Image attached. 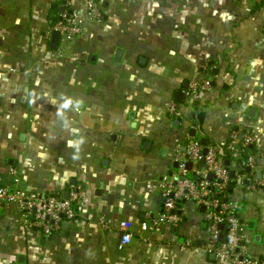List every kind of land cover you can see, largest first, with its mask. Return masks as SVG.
Wrapping results in <instances>:
<instances>
[{"label":"crops","instance_id":"0c3cea01","mask_svg":"<svg viewBox=\"0 0 264 264\" xmlns=\"http://www.w3.org/2000/svg\"><path fill=\"white\" fill-rule=\"evenodd\" d=\"M62 7L79 11L84 33L70 55L48 37ZM206 68L212 87L189 104L185 85ZM192 126L220 146L231 128L249 131L264 151V0H0V177L10 185L15 168L26 191L84 192L77 218L49 238L26 231L15 203L0 208V264H226L207 251L193 203L141 230L162 212L161 184ZM258 171L264 183V158ZM246 188L230 200L264 264V186ZM124 222L132 241L121 247Z\"/></svg>","mask_w":264,"mask_h":264},{"label":"built area","instance_id":"2783aa9c","mask_svg":"<svg viewBox=\"0 0 264 264\" xmlns=\"http://www.w3.org/2000/svg\"><path fill=\"white\" fill-rule=\"evenodd\" d=\"M87 13L91 18L99 19L102 17V8L96 2L89 1ZM79 14L74 8L66 9L48 32L50 40L54 32L60 33L58 51L61 55H70L73 44L84 34L76 22ZM211 87L212 76L206 68L201 78L190 83L184 92L186 101L192 104ZM167 114L171 122L179 119L181 117L179 105L169 103ZM192 129L196 130V126H192ZM190 130L191 128L188 129L186 137L177 144V167L171 175L164 177L161 184L162 212L158 218H149V221L143 222L141 230L144 232L155 230L163 222L173 219L177 213H183L186 203H193L198 209L205 207L203 216L209 233L206 245L209 253H213L226 264H262L250 254L244 235L246 225L235 216L233 211L236 206L227 194L231 184V171L225 166L220 155L223 146L216 143L205 146L201 138L191 136ZM182 146L185 147V151L181 149ZM225 146L232 157L248 153L244 165L238 162L237 169L232 168L235 177L238 176L236 178L238 186L253 190L263 187L264 183L258 179L257 171L260 161L264 158V151H251L255 147L254 135L249 131L231 128ZM201 162L206 165L204 169L198 168ZM188 164H192L191 169H188ZM246 169L250 170L249 174H240ZM190 170L199 177V181L195 182L188 178ZM10 174L12 175L10 185L4 184L0 177V208L7 203H15L19 209L20 220L29 234L37 233L45 238L61 235L77 218L76 206L84 198L80 186L69 185V196L64 198L62 194L26 191L21 188L18 169L11 168ZM210 175L212 180L209 179ZM245 182L248 184L245 185ZM221 196L228 197L230 201L222 202ZM222 226L224 230H221ZM120 228L123 231L121 247H124L132 241V225L124 222ZM220 235H223L222 241L219 239Z\"/></svg>","mask_w":264,"mask_h":264},{"label":"trees","instance_id":"16d2710c","mask_svg":"<svg viewBox=\"0 0 264 264\" xmlns=\"http://www.w3.org/2000/svg\"><path fill=\"white\" fill-rule=\"evenodd\" d=\"M203 119H204V115H203V113H200V114L197 116V122L199 123V125L202 124ZM203 139L206 140V144H205V146H208V145L214 143V142H213L211 139H209L208 137H203ZM181 149H182L183 151H185V147H184V146H182ZM251 151H252V152H256L257 150H256L255 147H253V148L251 149ZM220 155H221V156L223 157V159H224L225 166L231 171V174H232V172H233V170H232V168H233V157H232V155L229 153V151L227 150L226 146H223V147H222V149L220 150ZM247 155H248V153H244V154L242 155V158H241V160L239 161V163H240L241 165H244V164H245V162H246V158H247ZM227 162H229L228 165L226 164ZM205 167H206V165H205L204 162H201V163H199V165H198V168H199V169H204ZM247 170H248V169H246V170H244V171H241L240 174H249L250 172L247 171ZM234 172H235V171H234ZM240 174H239V175H240ZM237 177H238V176H237ZM237 177H234V178H233V177L231 176V184H230V187H229L228 192H227L228 195L232 194V191H233L234 188L238 185V180L236 179ZM188 178L191 179V180H193V181H195V182L199 181V177H198L195 173H193L192 170L189 171V176H188ZM221 199H222V202H224V203H228V202L230 201V200L228 199V197H227V198H223V197L221 196ZM241 210H242L241 207H236V208L234 209V211H233L234 214H235V216H236L239 220H240V218H239V213H240ZM240 221H241V220H240Z\"/></svg>","mask_w":264,"mask_h":264},{"label":"water","instance_id":"95a60500","mask_svg":"<svg viewBox=\"0 0 264 264\" xmlns=\"http://www.w3.org/2000/svg\"><path fill=\"white\" fill-rule=\"evenodd\" d=\"M61 12L62 13L65 12V8L64 7L61 8ZM59 40H60V33L59 32H54L53 39H52V42H51V49L52 50H54V51L57 50L58 45H59ZM122 55H123V51H118L116 60L117 61H120L121 58H122ZM214 73H217V71H215ZM185 88L186 89L188 88V83L185 85ZM178 98L180 100H182L183 99V95L180 93L178 95ZM175 124L178 125L179 124V121H176ZM190 134H191L192 137H197V131L195 129H191L190 130ZM201 142H202L203 145L206 144V140L203 139V138L201 139ZM226 164L228 165L229 162H227ZM176 167H177V165H176ZM191 168H192V164H188V169H191ZM247 171H250V170L248 169ZM257 174H258V177L259 178L262 177V172L261 171H258ZM231 176L234 178L235 177V173L232 172ZM209 179L212 180V175L209 176ZM247 184L248 183L245 182V185H247ZM63 196H64V198H68L69 193L66 192V193L63 194ZM204 210H205V207H202V211H204ZM250 226H253V224H251ZM221 230H224V226L221 227ZM219 239H220V241H222L223 240V235H220V238ZM212 256L215 257L214 254Z\"/></svg>","mask_w":264,"mask_h":264},{"label":"rangeland","instance_id":"374dc122","mask_svg":"<svg viewBox=\"0 0 264 264\" xmlns=\"http://www.w3.org/2000/svg\"><path fill=\"white\" fill-rule=\"evenodd\" d=\"M144 106V104H143ZM134 128V124L131 125ZM198 138H201L200 135H198ZM225 146V145H224ZM242 156L233 157V167L237 169V163L241 160ZM238 186V185H237Z\"/></svg>","mask_w":264,"mask_h":264}]
</instances>
